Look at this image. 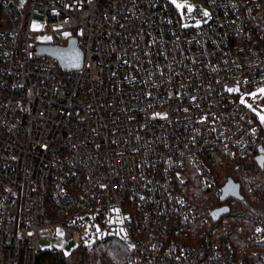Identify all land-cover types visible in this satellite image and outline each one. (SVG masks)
Returning <instances> with one entry per match:
<instances>
[{
    "label": "built area",
    "instance_id": "2783aa9c",
    "mask_svg": "<svg viewBox=\"0 0 264 264\" xmlns=\"http://www.w3.org/2000/svg\"><path fill=\"white\" fill-rule=\"evenodd\" d=\"M199 2L207 16L169 0H0V264L109 236L124 264H245L189 188L197 174L221 200L216 156L264 158L240 100L264 87V0ZM40 33L74 38L81 67L36 54ZM245 219L254 248L264 217Z\"/></svg>",
    "mask_w": 264,
    "mask_h": 264
},
{
    "label": "trees",
    "instance_id": "16d2710c",
    "mask_svg": "<svg viewBox=\"0 0 264 264\" xmlns=\"http://www.w3.org/2000/svg\"><path fill=\"white\" fill-rule=\"evenodd\" d=\"M215 181L221 188L228 182L238 186L241 199L235 205H228L230 211L216 222L227 229V237L239 246L237 256L245 264H259L264 256V241L256 243L254 248L246 239V230L253 222L264 217V160L258 156L245 157L218 156ZM189 195L195 204L198 217L209 216L210 212L222 205L210 190L205 188L197 174L192 176ZM224 203H227L225 201ZM222 219L225 223H221ZM127 247L123 240L109 236L94 242L90 247L75 246L69 254L42 252L36 264H121L127 255Z\"/></svg>",
    "mask_w": 264,
    "mask_h": 264
},
{
    "label": "water",
    "instance_id": "95a60500",
    "mask_svg": "<svg viewBox=\"0 0 264 264\" xmlns=\"http://www.w3.org/2000/svg\"><path fill=\"white\" fill-rule=\"evenodd\" d=\"M35 52L39 55L52 57L65 69L77 70L81 67L82 53L77 47L76 40L74 38L69 39L66 46L42 45L40 47H36ZM258 159L261 160V162L264 160L262 157H258ZM230 197L236 199L237 201L241 199L238 186L228 182L222 187L221 201L224 202ZM229 211V207L227 205H223L212 210L210 212V217L213 221H217L222 215L227 214Z\"/></svg>",
    "mask_w": 264,
    "mask_h": 264
},
{
    "label": "rangeland",
    "instance_id": "374dc122",
    "mask_svg": "<svg viewBox=\"0 0 264 264\" xmlns=\"http://www.w3.org/2000/svg\"><path fill=\"white\" fill-rule=\"evenodd\" d=\"M169 1L173 4V6L177 9V11L179 13H182L184 8L193 7L194 5H198L204 12H207V8L203 4H201L199 2V0H175V2H174V0H169ZM177 5H181V7H177ZM201 22H202V20L198 19V20H193V21H187V22H185V24L196 25V24H200ZM34 25L37 26L36 27L37 30H41L42 27H41L39 22H34ZM65 33H67V32H64L63 35L67 36L68 33H67V35H65ZM36 41L39 42L36 44V47H40V46L44 45V44H42V42L46 41V36L44 34L40 33L37 35ZM42 50H44V49H42ZM262 88H264V87H261L257 90H252L246 96L241 97L240 100H242V99L244 100L243 104L246 106V108L252 114H254L255 120L264 124V120H261V116H264V94H262L259 91ZM249 105H251V107H249ZM215 159L217 161L218 157L216 156ZM215 163H216V165H218L217 162H215ZM217 169H218V167H217ZM221 223H225V220L222 219ZM60 232H61V230H60ZM47 233H48V230H43L41 232V234H47ZM55 241L59 242L61 247H65L67 245V242H68L63 236L56 238ZM76 246L86 247L84 244H78ZM121 264H124V261Z\"/></svg>",
    "mask_w": 264,
    "mask_h": 264
},
{
    "label": "snow or ice",
    "instance_id": "6c2138e0",
    "mask_svg": "<svg viewBox=\"0 0 264 264\" xmlns=\"http://www.w3.org/2000/svg\"><path fill=\"white\" fill-rule=\"evenodd\" d=\"M174 2H175V0H174ZM177 7H181V5H177ZM188 10L191 11V8H189ZM204 15L207 16L208 13H207V12H204ZM33 26H34V27H37L36 25H33ZM65 35H67V33H65ZM229 91H235V89H229ZM259 91H260L262 94H264V88L260 89ZM241 103H244V100H243V99L241 100ZM249 107H251V105H249ZM261 120H264V116H261ZM121 231H123V230L121 229ZM59 235L62 236L63 233L60 232Z\"/></svg>",
    "mask_w": 264,
    "mask_h": 264
}]
</instances>
